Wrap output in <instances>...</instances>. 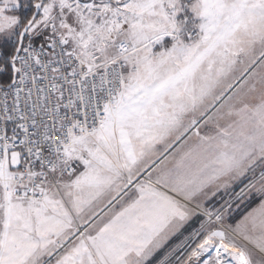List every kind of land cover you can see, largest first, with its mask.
Instances as JSON below:
<instances>
[{"label":"snow or ice","instance_id":"obj_1","mask_svg":"<svg viewBox=\"0 0 264 264\" xmlns=\"http://www.w3.org/2000/svg\"><path fill=\"white\" fill-rule=\"evenodd\" d=\"M0 264H264V0H0Z\"/></svg>","mask_w":264,"mask_h":264}]
</instances>
